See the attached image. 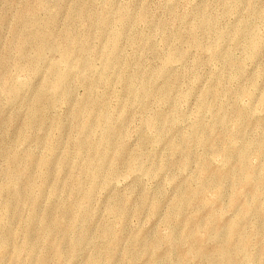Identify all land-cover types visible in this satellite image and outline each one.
Wrapping results in <instances>:
<instances>
[{"label":"rangeland","instance_id":"374dc122","mask_svg":"<svg viewBox=\"0 0 264 264\" xmlns=\"http://www.w3.org/2000/svg\"><path fill=\"white\" fill-rule=\"evenodd\" d=\"M262 97L264 0H0V264H88L94 252L109 264H264V182L243 189L237 161L248 147L250 167L264 164ZM9 151L27 166L15 184ZM94 160L93 186L80 167ZM41 179L36 196L28 181ZM8 198L19 202L5 211ZM79 203L92 211L74 222ZM56 219L67 230L48 234Z\"/></svg>","mask_w":264,"mask_h":264},{"label":"bare ground","instance_id":"6f19581e","mask_svg":"<svg viewBox=\"0 0 264 264\" xmlns=\"http://www.w3.org/2000/svg\"><path fill=\"white\" fill-rule=\"evenodd\" d=\"M104 16H106V13H104ZM43 29H45V28H43ZM34 34H35V32H34ZM49 34H51V32L49 30H45V31H43L42 33H40V34H38L36 36L40 40V42L38 41L39 46H38V48L36 50V55H35L36 58L32 62V68L34 70H37L39 68V61H40V58L43 56V48H42L43 41H44L45 37L47 35H49ZM73 35H74V33L72 31V28L71 29H67L66 30V38L65 39H67L69 37H71V39H73L72 38ZM33 39H34V37H33ZM259 39L257 38V36L255 34H251L249 36V38H248V43L246 44V48H247V51L249 52V54L251 56L258 55V52H259L260 47H261V41ZM110 42H111L110 50H112L113 51L112 53H114V52H116V40H115V38L111 37L110 38ZM66 46H68V45H66ZM66 46H64V47H66ZM70 49H71V47H70ZM67 50H69V48L66 49V51ZM230 60L228 61V63L230 62L231 63L230 65H234L233 62L230 61ZM107 65L108 66H113L114 65L113 60L109 59V61H107ZM50 72L52 73V70H50ZM62 78L63 77H60L59 79H62ZM246 91L249 94H251V92H252V90L251 91L246 90ZM215 97H216V92L214 90L210 91L208 93H205L203 95L204 102H202L203 103L202 107H201L202 109H199V114L203 110H207V109L211 108V106H212L211 100H212V98H215ZM263 99H261V100H263ZM83 104H84V102H83ZM37 110H39L38 105H36V106H34L32 108L30 114H32V113L34 114ZM76 116H77V114H75V117ZM216 120H218V121H220L222 123L225 122L224 109L223 108L219 109L216 112ZM148 122L151 123V124L155 123L153 119H149ZM25 136H26V134H25ZM111 136H112L111 133L109 134L108 132H106V134H105V136H104L102 141H106V142L110 141L111 140ZM196 138H200V141H204L205 140V138H203L201 136L200 137L197 136ZM185 141H186V137H183L180 140V144H183ZM254 148L256 149V152L255 151L254 152L257 155L260 152H262L263 144L262 143H258V145L255 146ZM225 153H227V152H225ZM248 155H249V148L248 147L243 148L242 150H240L237 153L238 170H239V172L242 175V188L243 189L250 188V186L252 184V181H253V179L255 177L256 178H261L259 180L264 182V164L260 168L259 172L254 171V169H252L250 167L249 160H248ZM7 156H8L7 158L9 159V167L7 169V173H9L11 176L15 174V177L10 179V184L12 182L15 184L20 179H22V177L24 175H27V166L25 165V163H22V164L19 163V161L17 159V156L15 154H13L11 151H9L7 153ZM229 156H230V154H229ZM25 159H26V162H30L32 157L30 155H26ZM65 160H66V157H63L60 160L59 164L60 165L64 164ZM94 162H95V160L93 162H91V163L81 164V167H80V169L82 170V173H85L86 179L89 182V184L93 185V186L95 185V183L97 181V171H96L97 162H95V164H94ZM186 162H188V161L186 160L185 163ZM206 169H207V166H205L203 168V170H206ZM255 182H256V180H255ZM28 186L35 191L36 196H39L42 193L43 189H44L45 182L42 179L40 181H37V182L28 181ZM6 187H8V185H4L3 189L6 188ZM258 190H257V192H258ZM217 192L218 193L220 192L219 188L217 189ZM89 193H90V189H83V190H81L78 193L79 194V198L81 200L88 199L90 197ZM141 194H142L141 195V203H144L146 201V199H147V195H146L147 193L143 192ZM125 201H126V199H125ZM15 202L18 203L19 201H16V200L12 201L11 198L6 199V202L4 203L5 211H10L12 208H14L13 205H14ZM179 202H180V205L183 206V205H186L189 202V199L188 198L186 199L183 196H180ZM156 207H157V204L155 203L154 204V210L156 209ZM90 210L92 211V209H89V208L86 209V207L82 203H79L78 206L76 207V211H75L76 213L74 214V222L78 221L79 219L83 221V218L87 217L85 215H88ZM123 214H124V212L122 210L118 212L119 217H123ZM60 221L62 223L61 218H60ZM82 225L83 226L79 229V232L77 234L78 236L75 238V240L71 244L72 247H78V246H82L84 244L83 237L85 236V232H84L85 226H84V224H82ZM58 226H59V219H56L54 222H51L48 234L58 233L60 231H62V234H63V232L67 230L66 227L63 226V225H62V228H60ZM230 230L231 229L229 228V231ZM45 235H47V233H45ZM99 235H101V236H106V235L108 236L109 235L113 239L112 240L113 243H115L117 241L116 240V235L113 233V231L109 227H105V228L100 229ZM229 235H231V232H229ZM193 240L194 241H198L195 238H193ZM134 241H135V243L138 242L137 244L139 245L140 238L134 236ZM247 241H248V239H246L245 241H240L239 248H240L241 251L244 250ZM60 244H61V242H58V245H60ZM175 244L178 246L179 245V240ZM141 245L143 247L146 246V244H141ZM147 246H148V244H147ZM58 255H59V258H61V255L60 254H58ZM43 259H44V256H41L39 258V260L37 261V264H43ZM111 259H112V254L105 255L103 258H101L97 252H94L91 255V257L89 258L88 264H93L96 261H98L100 264H109ZM184 264H186V263H184Z\"/></svg>","mask_w":264,"mask_h":264}]
</instances>
